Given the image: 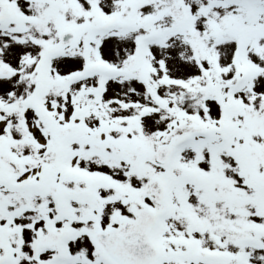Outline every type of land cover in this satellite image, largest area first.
Here are the masks:
<instances>
[{"label":"snow or ice","instance_id":"6c2138e0","mask_svg":"<svg viewBox=\"0 0 264 264\" xmlns=\"http://www.w3.org/2000/svg\"><path fill=\"white\" fill-rule=\"evenodd\" d=\"M0 264H264V0H0Z\"/></svg>","mask_w":264,"mask_h":264}]
</instances>
